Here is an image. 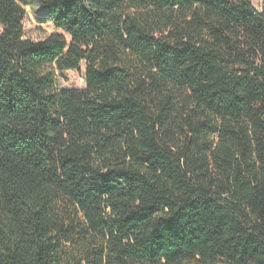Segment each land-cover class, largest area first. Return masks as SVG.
I'll use <instances>...</instances> for the list:
<instances>
[{
	"label": "trees",
	"instance_id": "obj_1",
	"mask_svg": "<svg viewBox=\"0 0 264 264\" xmlns=\"http://www.w3.org/2000/svg\"><path fill=\"white\" fill-rule=\"evenodd\" d=\"M253 1L0 0V264H264Z\"/></svg>",
	"mask_w": 264,
	"mask_h": 264
},
{
	"label": "rangeland",
	"instance_id": "obj_2",
	"mask_svg": "<svg viewBox=\"0 0 264 264\" xmlns=\"http://www.w3.org/2000/svg\"><path fill=\"white\" fill-rule=\"evenodd\" d=\"M29 2L30 8L24 22L25 37L34 42H42L54 32V25L46 11L38 3V0H29ZM253 5L257 10L262 11L264 0H254ZM40 20H45L46 22L41 24ZM1 33L2 27L0 25ZM57 83L59 88L84 89L86 87V63H82L79 70L59 74Z\"/></svg>",
	"mask_w": 264,
	"mask_h": 264
},
{
	"label": "water",
	"instance_id": "obj_3",
	"mask_svg": "<svg viewBox=\"0 0 264 264\" xmlns=\"http://www.w3.org/2000/svg\"><path fill=\"white\" fill-rule=\"evenodd\" d=\"M263 13H264V6H263V9H262Z\"/></svg>",
	"mask_w": 264,
	"mask_h": 264
}]
</instances>
